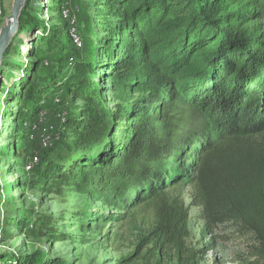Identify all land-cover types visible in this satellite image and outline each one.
Returning <instances> with one entry per match:
<instances>
[{
	"label": "trees",
	"instance_id": "16d2710c",
	"mask_svg": "<svg viewBox=\"0 0 264 264\" xmlns=\"http://www.w3.org/2000/svg\"><path fill=\"white\" fill-rule=\"evenodd\" d=\"M109 1L133 29L118 69L132 72V89L145 104L124 115L116 142L119 116L92 84L90 66L81 64L67 86L85 107L68 122L73 151L62 163L70 161V173L83 165L85 183L98 173L100 197L119 212L154 205L149 248L128 262L202 264L208 246L190 244V210L178 193L187 185L192 204L203 209L202 235L232 224L255 240L240 264H264V0ZM28 26L46 31L37 14L24 10L20 31ZM12 52L19 55L14 42L3 67ZM39 97V84L27 80L19 107ZM39 111L18 118L34 120ZM59 164L44 174L56 188L64 179ZM53 237L63 241L62 234Z\"/></svg>",
	"mask_w": 264,
	"mask_h": 264
},
{
	"label": "rangeland",
	"instance_id": "374dc122",
	"mask_svg": "<svg viewBox=\"0 0 264 264\" xmlns=\"http://www.w3.org/2000/svg\"><path fill=\"white\" fill-rule=\"evenodd\" d=\"M13 2L3 1L0 30ZM65 7L74 14L82 48L75 47L62 17ZM24 10L37 14L46 31L19 27L13 39L19 55L12 52L0 74V264H29L33 258L36 264H132L128 258L140 251L144 256L149 248L154 205L119 212L100 197L98 173L85 183L79 177L83 165L70 173V161L62 163L73 151L68 122L85 107L67 86L82 71L81 64L90 66L92 84L99 83L107 107L119 116L116 142L125 132L124 115L145 104V96L132 89L136 81L132 72L118 69L126 46L134 43L129 38L132 25L120 18L119 8L109 0H27ZM35 63L36 78L29 70ZM27 80L39 84L40 97L21 109ZM27 111H39V116L18 118ZM44 134L51 137L47 147L42 145ZM52 163L63 166L59 188L44 177ZM193 192L187 185L178 189L190 210V244L208 246L202 264H240L254 245V236L225 224L205 238L203 209L192 204ZM45 216L53 222L45 225L41 222ZM54 233L62 234L63 241L57 242Z\"/></svg>",
	"mask_w": 264,
	"mask_h": 264
},
{
	"label": "water",
	"instance_id": "95a60500",
	"mask_svg": "<svg viewBox=\"0 0 264 264\" xmlns=\"http://www.w3.org/2000/svg\"><path fill=\"white\" fill-rule=\"evenodd\" d=\"M27 0H14L12 12L7 24L0 30V74L3 69L5 55L19 31L20 18Z\"/></svg>",
	"mask_w": 264,
	"mask_h": 264
},
{
	"label": "built area",
	"instance_id": "2783aa9c",
	"mask_svg": "<svg viewBox=\"0 0 264 264\" xmlns=\"http://www.w3.org/2000/svg\"><path fill=\"white\" fill-rule=\"evenodd\" d=\"M3 1L4 0H0V8L3 5ZM62 11H63L62 17L66 20L67 25L69 26L70 35L72 36L75 47L82 48L83 47L82 37H81L80 32L77 29V22L74 19V14L68 7H65ZM41 140H42V145L44 147H47L51 143L50 134H44L41 137Z\"/></svg>",
	"mask_w": 264,
	"mask_h": 264
}]
</instances>
